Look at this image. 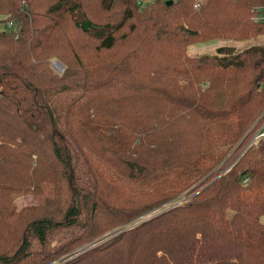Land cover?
<instances>
[{"label":"trees","instance_id":"trees-1","mask_svg":"<svg viewBox=\"0 0 264 264\" xmlns=\"http://www.w3.org/2000/svg\"><path fill=\"white\" fill-rule=\"evenodd\" d=\"M167 1L0 0V264H264V0Z\"/></svg>","mask_w":264,"mask_h":264},{"label":"rangeland","instance_id":"rangeland-1","mask_svg":"<svg viewBox=\"0 0 264 264\" xmlns=\"http://www.w3.org/2000/svg\"><path fill=\"white\" fill-rule=\"evenodd\" d=\"M150 1L151 0H141V4L147 5V4H149ZM4 28H5V23H3L0 20V30H3ZM252 44L264 45V35L258 36L256 39L252 38V39H249V40H237V41H234V40L223 39V40L210 41L208 43H194V44L190 45V47L188 49V54H190L191 56H194V55H209V54H214L217 51L218 48L223 47V46H225V47H235V49L238 50V49H241V48H244V47H249ZM55 62H58V63H60V65H62V71H60V69L57 68L56 65H54ZM51 65L53 66L55 72L58 75L62 74L64 72L65 68L67 67V65H65V63L62 62L60 59H54L52 61ZM261 126H262V128H259ZM259 127H258L259 129L256 132V134L259 131L263 130L264 122L261 123V125ZM263 136L264 135H261V136H259L257 138H255V136H254V138L257 141V140L261 139ZM15 198L16 199L14 200V203H15V206L17 207V209H23V208H25V206H31V205H35L36 204L35 198L32 197V195L29 194V193H25V194H22V195H16ZM188 199H189V197L184 195V197L182 196L181 198L178 199L177 203L178 202H185ZM175 203H176V201L175 202H170L169 204H167L164 207H165V209L166 208H170V206H174ZM58 262L59 261H56V263H53V264H57Z\"/></svg>","mask_w":264,"mask_h":264},{"label":"built area","instance_id":"built-area-1","mask_svg":"<svg viewBox=\"0 0 264 264\" xmlns=\"http://www.w3.org/2000/svg\"><path fill=\"white\" fill-rule=\"evenodd\" d=\"M206 0H195L194 2V8L199 9L202 5V3H205ZM138 4H141V0H137ZM251 15H252V21L258 24H264V1L255 3L251 6ZM9 27L15 26V23L12 21L7 22ZM54 65H56L57 68L62 71V65L60 63L55 62ZM264 135V128L262 131H259L256 135L255 138ZM254 138V140H255Z\"/></svg>","mask_w":264,"mask_h":264},{"label":"water","instance_id":"water-1","mask_svg":"<svg viewBox=\"0 0 264 264\" xmlns=\"http://www.w3.org/2000/svg\"><path fill=\"white\" fill-rule=\"evenodd\" d=\"M167 3H168V4H172V0H168Z\"/></svg>","mask_w":264,"mask_h":264}]
</instances>
